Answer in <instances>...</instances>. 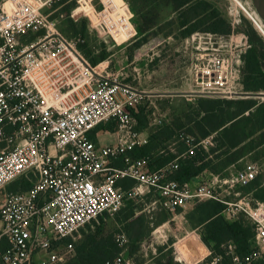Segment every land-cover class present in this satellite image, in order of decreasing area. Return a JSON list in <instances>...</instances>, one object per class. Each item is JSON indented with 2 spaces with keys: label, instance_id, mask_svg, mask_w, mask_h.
Segmentation results:
<instances>
[{
  "label": "built area",
  "instance_id": "2783aa9c",
  "mask_svg": "<svg viewBox=\"0 0 264 264\" xmlns=\"http://www.w3.org/2000/svg\"><path fill=\"white\" fill-rule=\"evenodd\" d=\"M66 1L0 0V264H65L86 225L115 217L127 201L150 194L176 216L204 200L233 206L222 192L233 193L263 173L261 163L251 162L228 177L214 175L212 185L194 187L171 180L180 162L195 156L198 146L210 149L209 137L188 144L185 152L160 168L153 169L147 157L134 158L135 149L149 144L150 128L161 125L164 117L154 113L148 127L137 130L134 111L145 94L111 73L96 71L98 66L91 68L77 48L81 39L57 31L55 19L45 11ZM75 1L76 12L83 13L97 43L114 49L137 40L126 0ZM228 1L234 29H240L242 14L254 22L252 6ZM74 17L76 24L82 19ZM41 30L46 31L43 36L29 40L31 33ZM201 38L196 33L190 40ZM249 42L247 36L241 38L242 53ZM196 50V60H201L193 67L201 89L196 94L236 95L240 59L232 48L230 54H217L198 42ZM83 66L86 71L80 69ZM108 123L117 125L116 142L103 145L93 131ZM118 161L122 167L115 165ZM124 180L135 185L125 188L119 184ZM25 183L30 187L24 189ZM246 205L260 250L242 257L230 242L228 254L233 264H264V204L256 211ZM235 215V210L228 211L230 219ZM116 238L119 245L128 243L124 233ZM217 260L220 257L214 263ZM106 264L136 263L121 254Z\"/></svg>",
  "mask_w": 264,
  "mask_h": 264
},
{
  "label": "rangeland",
  "instance_id": "374dc122",
  "mask_svg": "<svg viewBox=\"0 0 264 264\" xmlns=\"http://www.w3.org/2000/svg\"><path fill=\"white\" fill-rule=\"evenodd\" d=\"M200 1L208 3V11L205 16L194 24L183 27L184 23L191 21L195 16L196 10L193 9L192 5L196 2L179 7L174 0H126L134 14V23L139 33L138 38L133 43L119 48L113 49V45L110 48L108 46L103 51L105 52L103 59L97 64H93L81 48L87 43L86 37L92 42L94 40L92 37L95 36L89 31V25H85L86 19L82 18L83 13L76 12V1L67 0L65 3L45 11L50 19H55L57 31L72 39H81L77 48L85 60L90 63L91 68L98 66L96 71L102 70V72L111 73L123 83L133 86L145 94L142 104L134 111L138 130H141L142 127H148V123L153 120L154 113L162 114L164 118L161 125H154L150 128V134L156 133L167 125L174 126L176 134L171 140L161 141L163 143L155 140L151 143L150 139L148 144V148L151 150L149 157L164 159L168 154L177 155L186 150L188 144L197 145L200 139H205L201 137V131L210 130L216 122L220 121L216 119V116L212 118V123L205 118L206 115L202 112L201 107L205 108L208 102H222L220 108H223L224 115L233 110L234 105L228 104L232 101L253 99L259 103L264 102V93L250 96L244 91L242 82L243 55L245 53L241 52L240 45H238L243 36H247V39L251 41L254 32L264 37L259 29L261 23L256 21V18H254V23L242 14L240 29H234L232 17L228 13L230 5L228 0ZM243 1L256 11L253 0ZM214 13L217 16L216 20L222 18L226 21L227 33L209 31V25L215 21L211 19ZM74 16L82 19L76 24ZM194 25H196L197 30L193 34L199 33L202 36L201 40L196 39L197 44L190 40L193 34L187 37V31L192 29ZM83 32H87L86 37H84ZM45 33V30L31 33L29 40H35ZM198 42L202 46L211 47L212 53L217 54H230L232 48L234 55L239 57L240 84L236 95L210 97L205 94H196L201 90L193 77L194 65L201 62V60H196V57L200 58L197 55L200 50H196ZM98 43L95 42V45ZM87 46L89 45L87 44ZM117 49H123V52L114 55ZM99 53L101 51L97 54ZM80 69L86 71L84 66ZM73 82L77 81L73 80ZM255 113L254 108L252 114ZM100 127L112 133H101L99 142L103 145L114 143L116 135L113 133L117 131L116 123L102 124ZM259 133L253 137L254 140H258ZM208 137L212 141L210 148L218 149L219 143L215 142L217 132ZM188 141L190 142L188 143ZM197 149H202V147L198 146ZM215 155L217 154H212L210 159ZM222 160L226 161V158ZM155 162L162 163L163 161ZM215 162L220 163V161ZM251 162H259L263 165V173L258 180L261 182V187L264 188V145L259 147L255 145V150L252 153L223 169L219 174H214L209 170L204 171L198 176L199 183L212 185L214 175L228 177L243 170ZM191 184L195 187L197 182L193 180ZM247 186L240 187L230 194L222 192L221 196L224 201L233 205L221 203L226 207L224 211L226 221L234 222L244 218L251 226H254L252 217L244 211L247 208L246 204L250 203L252 211H256L264 202L253 200V193L245 194L243 189ZM218 191L220 193V190ZM157 198L156 195H153L152 200L144 197V199L136 201H127L115 217L105 216L86 225L81 238L75 245V252L65 264H92L97 262L103 264L105 260L114 259L121 254L125 258L132 259L136 264H157V259L163 253L166 254V260L173 259L176 264H205L208 259H211V263L208 264H217L221 258L214 263L215 258H219V256L214 258V244L211 243V246H208L202 240L203 226L200 225L202 216L196 207L189 212L176 216V214L166 212L162 205L157 202ZM253 203H255L254 206ZM229 210H235L234 219H230L228 216ZM162 214L168 217V221L156 227L155 223ZM143 215L146 216L144 226L152 228V231L142 237L137 244L133 238L136 227L134 225L137 224L135 220ZM121 233L128 237V243L125 245H119L116 241L117 235ZM198 241L205 247L206 257H203L198 248ZM182 246L184 247L185 258L182 257L179 249ZM221 248L227 256L231 257L228 254L227 244ZM257 250H260V246L255 239L252 252ZM90 258L93 260L92 263Z\"/></svg>",
  "mask_w": 264,
  "mask_h": 264
},
{
  "label": "trees",
  "instance_id": "16d2710c",
  "mask_svg": "<svg viewBox=\"0 0 264 264\" xmlns=\"http://www.w3.org/2000/svg\"><path fill=\"white\" fill-rule=\"evenodd\" d=\"M177 2L179 7L188 6V4L196 2L192 5L193 9L196 10L195 16L191 21L183 24V27L190 26L188 24H194L201 18H203L208 11V3L198 0H174ZM58 6V5H57ZM217 16L214 13L212 20H215L208 27L210 32L213 33H227L226 31V21L224 19L216 20ZM84 28V26H83ZM197 30L196 25L192 26V29L187 31V37L193 34ZM84 37L87 36V32H83ZM86 45L82 46L83 52L88 56L93 64H97L103 59L107 48L105 44H96L94 40H90L86 37ZM97 43V42H96ZM87 44L89 46H87ZM92 45V46H91ZM97 54L98 52H100ZM244 91L247 95L255 96L264 93V37L253 33V38L250 41V46L246 53L243 55V82ZM206 107L202 108V112L206 115L210 123L213 122L212 118L216 116V119L220 120L216 122L210 130L201 131L200 135L203 138H207L212 133L217 132V137L215 142L219 143V148L213 150L210 148L209 151L202 149H197L196 155L190 157L189 159L180 162L179 169L173 171L170 176L171 180H176L180 183H191L204 171L209 170L214 174H219L223 169L235 164L237 161L244 159L248 154L252 153L256 147L264 145V102L259 103L256 100H240L229 102V105H234L232 111H229L226 115L223 113V108H220L222 102L212 101L206 103ZM255 108L256 113L253 115L252 110ZM216 114V115H215ZM247 116L245 117V115ZM135 115V114H134ZM211 115V116H210ZM255 122V123H253ZM97 127L93 134L104 130V128ZM147 127H142L143 131ZM260 132V133H259ZM259 133L258 140H254L253 137ZM176 129L173 125H167L157 131L156 133L150 134L151 143L156 141H167L175 137ZM150 143V144H151ZM163 143V142H161ZM160 143V144H161ZM149 146H144L134 150V158H149L151 161V167L153 169L160 168L170 163L176 158V155L168 154L164 159H158L159 157H149L151 150ZM187 150V149H186ZM181 151L180 153L185 152ZM212 154H217L215 157L210 159ZM226 158V161L222 159ZM155 161H163L162 163H156ZM215 161H220L216 163ZM116 166L122 167V161H118ZM259 178V177H258ZM255 179L249 186L243 189L245 194L253 193V200L258 202H264V188L261 187L260 180ZM119 184L123 185L125 188H131L135 185L132 180H124ZM28 183L24 184V189L29 188ZM152 200L153 195L150 194L146 197ZM255 203H253V206ZM194 207L201 214L200 225L203 226V237L202 240L208 246L211 243L214 244L215 253L214 258L219 256L221 260L217 264H233L231 257L226 255V252L221 248L227 243H234L237 246L238 254L243 257L250 254L253 251V244L255 242V226H251L248 221L241 218L240 220L234 222L226 221L224 217V211L226 209L225 205L214 200H204L198 202ZM193 207V208H194ZM192 208V209H193ZM190 211V210H189ZM188 211V212H189ZM167 212V211H166ZM120 213V212H119ZM118 213V214H119ZM117 214V215H118ZM146 216H140L135 221V232L134 241L139 243V241L152 231V228L144 226L146 221ZM101 219V218H100ZM168 221V217L162 214L160 219L155 223L156 227ZM83 234V233H82ZM198 248L201 250L203 257L207 256V251L203 244L198 241ZM91 263L93 262L92 258ZM107 259L103 264H106ZM101 261V260H100ZM211 263V259H208L205 264ZM92 264H100L92 263ZM157 264H176L173 259L166 260V254H161L157 259Z\"/></svg>",
  "mask_w": 264,
  "mask_h": 264
},
{
  "label": "water",
  "instance_id": "95a60500",
  "mask_svg": "<svg viewBox=\"0 0 264 264\" xmlns=\"http://www.w3.org/2000/svg\"><path fill=\"white\" fill-rule=\"evenodd\" d=\"M256 8V21L261 23L260 29L264 31V0H253Z\"/></svg>",
  "mask_w": 264,
  "mask_h": 264
},
{
  "label": "crops",
  "instance_id": "0c3cea01",
  "mask_svg": "<svg viewBox=\"0 0 264 264\" xmlns=\"http://www.w3.org/2000/svg\"><path fill=\"white\" fill-rule=\"evenodd\" d=\"M122 52H123V49H117L116 52L114 53V55H118V54H120V53H122ZM168 96H169V95H168ZM148 132H149V131H148ZM101 133H112V132L104 131V130H100V131L94 133L93 135H95V136L97 137L98 142H99V140H100ZM113 134L116 135V133H113ZM115 142H116V136H115L114 143H115ZM99 143H100V142H99ZM100 144H101V143H100ZM112 144H113V143H112ZM195 182H197V184L199 183V178H198V177L195 179ZM192 186H194V185L192 184ZM195 186H196V185H195Z\"/></svg>",
  "mask_w": 264,
  "mask_h": 264
},
{
  "label": "bare ground",
  "instance_id": "6f19581e",
  "mask_svg": "<svg viewBox=\"0 0 264 264\" xmlns=\"http://www.w3.org/2000/svg\"><path fill=\"white\" fill-rule=\"evenodd\" d=\"M179 249H180V252H181V254H182V257L185 258L186 256H185V253H184V247L182 246V247L179 248Z\"/></svg>",
  "mask_w": 264,
  "mask_h": 264
}]
</instances>
